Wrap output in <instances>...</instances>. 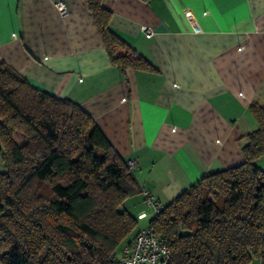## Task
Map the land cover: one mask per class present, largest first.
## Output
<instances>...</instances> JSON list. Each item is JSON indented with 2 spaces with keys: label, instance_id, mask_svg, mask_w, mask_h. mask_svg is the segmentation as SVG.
<instances>
[{
  "label": "crops",
  "instance_id": "crops-1",
  "mask_svg": "<svg viewBox=\"0 0 264 264\" xmlns=\"http://www.w3.org/2000/svg\"><path fill=\"white\" fill-rule=\"evenodd\" d=\"M101 2L110 27L154 69L112 64L85 0H0V58L85 110L165 207L203 176L243 162L256 127L249 105H264V0ZM123 206L147 214L130 241L152 209L141 193Z\"/></svg>",
  "mask_w": 264,
  "mask_h": 264
},
{
  "label": "trees",
  "instance_id": "trees-1",
  "mask_svg": "<svg viewBox=\"0 0 264 264\" xmlns=\"http://www.w3.org/2000/svg\"><path fill=\"white\" fill-rule=\"evenodd\" d=\"M85 1L112 64L154 69L110 27L102 0ZM249 111L243 162L203 176L148 222L169 264H264V105ZM0 155V264H113L132 241L138 218L123 202L140 185L126 160L77 103L1 58Z\"/></svg>",
  "mask_w": 264,
  "mask_h": 264
},
{
  "label": "built area",
  "instance_id": "built-area-1",
  "mask_svg": "<svg viewBox=\"0 0 264 264\" xmlns=\"http://www.w3.org/2000/svg\"><path fill=\"white\" fill-rule=\"evenodd\" d=\"M57 8L62 14L65 13L63 4L58 3ZM140 30L147 38H151L154 34L152 28L147 25H141ZM126 166L131 170L135 167V162L128 160ZM140 193L143 195L146 205L152 209L153 217L160 213L162 206L158 204L145 186H140ZM146 215L145 212H142L137 215V218L142 219ZM170 261L169 248L155 234L151 223L139 228L132 241L123 245L120 252L113 258V264H169Z\"/></svg>",
  "mask_w": 264,
  "mask_h": 264
}]
</instances>
